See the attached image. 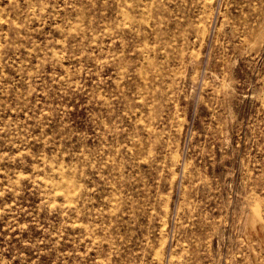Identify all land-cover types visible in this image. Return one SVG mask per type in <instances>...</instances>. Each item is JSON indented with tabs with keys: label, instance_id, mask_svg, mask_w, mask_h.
Returning <instances> with one entry per match:
<instances>
[{
	"label": "rangeland",
	"instance_id": "obj_1",
	"mask_svg": "<svg viewBox=\"0 0 264 264\" xmlns=\"http://www.w3.org/2000/svg\"><path fill=\"white\" fill-rule=\"evenodd\" d=\"M0 264H264V0H0Z\"/></svg>",
	"mask_w": 264,
	"mask_h": 264
}]
</instances>
